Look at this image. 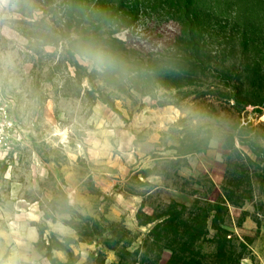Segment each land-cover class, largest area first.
<instances>
[{
    "label": "rangeland",
    "instance_id": "1",
    "mask_svg": "<svg viewBox=\"0 0 264 264\" xmlns=\"http://www.w3.org/2000/svg\"><path fill=\"white\" fill-rule=\"evenodd\" d=\"M195 14L216 52L264 58V0H0V90L20 134L0 149V264L138 261L173 200L217 201L242 164L254 192L228 228L248 244L239 264H264V106L218 100L219 81L163 79L136 56L125 69L80 35L118 31L148 56ZM137 71L146 92L131 88Z\"/></svg>",
    "mask_w": 264,
    "mask_h": 264
},
{
    "label": "trees",
    "instance_id": "2",
    "mask_svg": "<svg viewBox=\"0 0 264 264\" xmlns=\"http://www.w3.org/2000/svg\"><path fill=\"white\" fill-rule=\"evenodd\" d=\"M194 18L182 22L180 32L171 43V49L160 50L148 56L134 44L114 37L118 31H110L109 36L105 35L107 33H96L98 35L90 37V33L85 35L81 31L80 35L85 43H91L94 50L102 51L109 60L112 61V55H118L117 58L126 64L125 69L129 70L126 63L129 57L136 56L135 58H140L153 68L150 70L162 74L163 79L175 77L177 80L185 79L192 83L194 79L205 78L207 81L211 80L212 84L219 81L221 87L218 88L224 92L216 96L218 100H234L236 106H264L262 101H251L253 94H258L261 99L264 97V58H254L245 52H216L199 29L201 16L195 14ZM89 26L94 30L98 28L96 25ZM245 46L248 50V45ZM95 66L100 67L104 73L107 72V65L96 62ZM137 73L139 76H136V79L141 80L134 81L131 88L146 92L145 87L141 86L146 82V78L140 75V71ZM177 85L182 86L180 83ZM240 176L239 179L222 186V194L217 201L208 198H205L203 203L199 199L195 202L187 199L173 200L161 216L153 221L156 222L155 226L135 254L136 257L140 256L138 261L131 263L128 257L131 256L130 253L128 256L118 253L119 264H159L166 250L172 252L167 264H239L245 257L244 250L248 244L240 241L229 230L228 210L230 206L244 205L252 198L254 192L245 164H242ZM201 203L204 206L200 207ZM189 205L194 209L192 212L188 211ZM212 212H215V215L211 227L216 234L209 239ZM142 222L140 220V223ZM209 241L214 245L210 255L205 253L203 248Z\"/></svg>",
    "mask_w": 264,
    "mask_h": 264
},
{
    "label": "built area",
    "instance_id": "3",
    "mask_svg": "<svg viewBox=\"0 0 264 264\" xmlns=\"http://www.w3.org/2000/svg\"><path fill=\"white\" fill-rule=\"evenodd\" d=\"M17 135L20 136L16 123L10 115L0 90V149L10 147L13 144L12 140H15Z\"/></svg>",
    "mask_w": 264,
    "mask_h": 264
},
{
    "label": "bare ground",
    "instance_id": "4",
    "mask_svg": "<svg viewBox=\"0 0 264 264\" xmlns=\"http://www.w3.org/2000/svg\"><path fill=\"white\" fill-rule=\"evenodd\" d=\"M175 113L171 109L162 110L155 114V118H157L160 122H162L166 117H174ZM137 124V123H136ZM139 125V124H138Z\"/></svg>",
    "mask_w": 264,
    "mask_h": 264
}]
</instances>
